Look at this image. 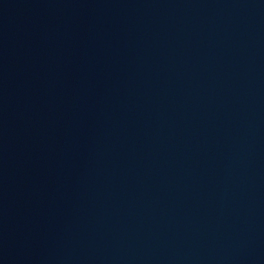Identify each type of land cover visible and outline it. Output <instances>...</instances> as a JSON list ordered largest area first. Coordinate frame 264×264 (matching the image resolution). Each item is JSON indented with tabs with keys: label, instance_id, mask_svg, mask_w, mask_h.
<instances>
[{
	"label": "water",
	"instance_id": "1",
	"mask_svg": "<svg viewBox=\"0 0 264 264\" xmlns=\"http://www.w3.org/2000/svg\"><path fill=\"white\" fill-rule=\"evenodd\" d=\"M0 264H264V0H0Z\"/></svg>",
	"mask_w": 264,
	"mask_h": 264
}]
</instances>
